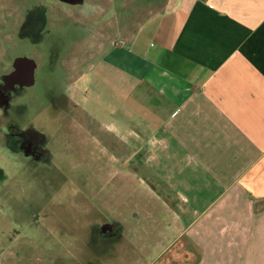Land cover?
<instances>
[{"label":"crops","instance_id":"0c3cea01","mask_svg":"<svg viewBox=\"0 0 264 264\" xmlns=\"http://www.w3.org/2000/svg\"><path fill=\"white\" fill-rule=\"evenodd\" d=\"M59 1L96 20L76 82L107 85L126 155L123 194L76 201L100 220L91 264H264V0Z\"/></svg>","mask_w":264,"mask_h":264},{"label":"rangeland","instance_id":"374dc122","mask_svg":"<svg viewBox=\"0 0 264 264\" xmlns=\"http://www.w3.org/2000/svg\"><path fill=\"white\" fill-rule=\"evenodd\" d=\"M60 5L0 0V264H91L100 220L76 201L124 191L113 188L127 172L116 162L126 155L107 149L104 125L113 120L107 85L97 100L91 76L76 82L77 66L85 71L88 61L82 36L96 20L84 19L77 29L69 23L77 7L66 5L63 13ZM18 59L37 65L33 83L8 78ZM77 86L87 100L76 103ZM21 139H40L35 149L48 154L34 158ZM117 167L120 175H111Z\"/></svg>","mask_w":264,"mask_h":264},{"label":"flooded vegetation","instance_id":"af4514ba","mask_svg":"<svg viewBox=\"0 0 264 264\" xmlns=\"http://www.w3.org/2000/svg\"><path fill=\"white\" fill-rule=\"evenodd\" d=\"M25 61L28 63L27 64H17L15 63L14 67H12V69L10 70V72L8 73V78L12 79L13 81H18L21 84H29L32 81V75L33 74V70H34V63L31 60L25 59ZM32 64L34 65L32 70H31V66ZM20 142L22 143V147L23 149L26 151V153L31 152L34 156V158H42L44 156V154H48L47 151H38L37 149H35L37 146H40L41 140L40 139H31L29 141L27 140H20ZM47 156V155H45ZM107 223V222H106ZM108 225L105 224L103 225V227L101 228L102 230H107Z\"/></svg>","mask_w":264,"mask_h":264},{"label":"water","instance_id":"95a60500","mask_svg":"<svg viewBox=\"0 0 264 264\" xmlns=\"http://www.w3.org/2000/svg\"><path fill=\"white\" fill-rule=\"evenodd\" d=\"M16 63L17 64H27L28 65V63L24 60V59H18L17 61H16ZM33 64H32V66H31V70H32V68H33Z\"/></svg>","mask_w":264,"mask_h":264}]
</instances>
